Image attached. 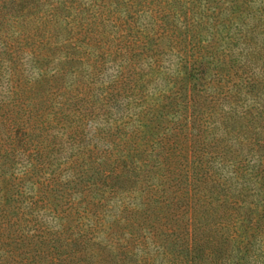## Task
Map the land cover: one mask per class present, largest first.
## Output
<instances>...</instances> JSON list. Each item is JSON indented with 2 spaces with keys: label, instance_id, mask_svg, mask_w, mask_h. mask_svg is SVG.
Instances as JSON below:
<instances>
[{
  "label": "rangeland",
  "instance_id": "obj_1",
  "mask_svg": "<svg viewBox=\"0 0 264 264\" xmlns=\"http://www.w3.org/2000/svg\"><path fill=\"white\" fill-rule=\"evenodd\" d=\"M62 1L0 0V161L7 162L5 167L0 164V214L9 205L13 214L0 229V246L35 251L68 241L66 246L73 252L68 259L75 264H119L123 253L130 263L161 264L163 250L172 246H216L217 229L212 223L203 225L182 212L186 207L177 215L169 210L159 219L143 216L138 196L166 182L175 197H197L194 186L207 181L209 188L218 185L224 191L233 183L227 191L230 200L240 196L248 202L264 200L260 174L264 116L257 117L253 103L243 96L233 103L226 99L225 104H216L218 111L227 112L222 118L214 116L215 107L208 102L185 105L180 89L186 85L181 82L186 74L182 53L166 36L157 35L152 44L141 39L145 34L139 27L150 18L148 8H137L135 30L123 35L117 0H78L67 10L61 8ZM260 5L261 0L252 2V19L261 14ZM245 22L251 26L249 19ZM233 23L237 30L241 20ZM242 26L244 39L249 26ZM217 39L210 52H227L230 57L215 72L237 73V80L244 70L256 78L255 83L264 79L262 34L250 47L241 40L229 42L226 30H219ZM194 45L185 50L196 54ZM247 54L252 63L245 62ZM79 73L87 89L76 96L67 91L66 83ZM242 81L237 80L236 87ZM260 93L264 104V87ZM247 117L255 123L242 126ZM80 123L85 129L81 140L75 141L73 131ZM148 127L163 130L167 147L171 151L174 147L183 158L178 155L158 164L153 156L158 146H148L156 131ZM43 137L50 144L46 157L39 151ZM136 143L141 144L138 153ZM134 155L141 161L137 168L127 164ZM70 156L79 162L75 179L80 183L73 195L76 212L68 220L45 207L28 214V202L38 200V206H44L38 180L55 176L60 191L70 192L76 181ZM121 168L130 182L123 188ZM258 177L262 186L256 183ZM4 225L0 217V227ZM223 238L224 246H230L228 235ZM258 238L264 240V234Z\"/></svg>",
  "mask_w": 264,
  "mask_h": 264
},
{
  "label": "trees",
  "instance_id": "obj_2",
  "mask_svg": "<svg viewBox=\"0 0 264 264\" xmlns=\"http://www.w3.org/2000/svg\"><path fill=\"white\" fill-rule=\"evenodd\" d=\"M77 1L63 0L61 8L65 10L70 9ZM253 1L117 0V20L121 21L120 31L124 35V32L127 30L133 31L136 28L134 18L137 8L149 9L150 18L148 22H145L143 28L139 27L141 34H145L141 39L145 44H152L157 41V38H155L157 35L166 36L169 40L168 42L175 48L177 47L176 50L182 53L181 60L186 68V74H183L181 82L186 83V85L180 89L182 90L181 94L184 95L183 103L185 105H191V102L194 100V102L202 104L208 102L209 105L212 104L215 107L214 116L222 118L227 112L218 111L216 104H225L226 99H228L229 103H233V101L239 100L243 96L249 103H253L252 107L256 108V111H253V113L258 117V115L264 116V104L260 103L263 99H259L262 96L260 91H263L264 79L262 81L258 80L255 83L252 80L256 78L247 76L243 70L240 75H237V80H243L242 84L236 87L237 80H235V75L237 73L229 75L225 72L219 73L220 70H217V72L214 70L216 67L222 69L225 65L221 64L225 63V60L230 57V54L227 52H221V54L210 52L213 50L212 45L217 44L219 30H226L230 37L229 42L235 41V43H239L241 40V42H244L249 47L252 45L258 33L264 37V0H261V14L256 13L252 19L249 10L252 9L251 4ZM237 19L241 20V25L235 30L233 22ZM248 19L251 26L248 22H245ZM244 24L248 25L249 29L246 30L243 35L244 39H242V25ZM192 42H195L196 54L189 53L185 50ZM227 48H229L228 45ZM123 49L128 52L127 47ZM134 58L131 55L129 60H133ZM203 59L206 61H203ZM245 62L252 63V56L249 57L247 54ZM243 83H245L244 86H242ZM85 84L86 82L83 76L79 73V76L74 80L66 83V88L67 91L74 92L76 96H80L87 89ZM79 89H82L81 92ZM36 95L38 96V93ZM45 101L48 102V99ZM246 112H249V110L247 109ZM235 115H231V119H227L231 121ZM249 123L255 122H252L247 117L242 126H248ZM263 124L264 118H262ZM148 128L150 131H156L155 140L151 141L148 146L155 144L158 146L157 151L153 154L158 164L160 162L172 161L178 155L183 158L181 153L176 154L174 147V151H171L167 147L169 144L165 140V132L163 130L160 128L157 129L156 127ZM84 129L85 127L83 128L82 123H80L78 130L73 131L75 141L81 140L80 138ZM46 131L47 128L44 127L43 133ZM133 139H135L134 136ZM49 146V143L45 144L43 137L39 147L42 157L47 156L44 152ZM140 146L141 144H134V149L137 153L139 152ZM142 155L143 153L139 156L142 158ZM70 158L71 176L75 179L78 175L75 169L79 165V162L77 158H73L72 156ZM120 158L123 157L121 156ZM130 159L127 162L128 165H131L130 167L135 166L137 168V165H141V161L135 159V155ZM118 162L119 160H117V164ZM5 163L7 162L0 161L2 167H5ZM117 168L120 169L118 166ZM121 169L122 172L119 180L122 176L120 187L123 188L126 183L130 182H128V178L123 177L127 171L123 168ZM201 171L204 174V178L208 177L207 172ZM260 174L264 177V165L262 166ZM36 177L40 179L38 173ZM258 179L256 183L262 186L260 177ZM75 180L74 185H72L68 193L60 191L55 176L38 180V195H40L42 205L44 206H38V200H32L26 204L28 208L27 213H31L32 215L35 210H40L41 207H45L47 210L54 212L57 218L68 220L76 212L75 209L78 205L73 202V195L80 181ZM215 186L216 188L213 190L208 187V182L204 181L200 184L201 188L198 185L194 186V189L196 188L199 192L197 197H191L189 195L181 198L179 195L177 196L178 199L174 196V192L171 191L168 183L159 182L155 185V189L139 194L137 201L143 209V216L155 215L159 219L165 212L168 213L169 210H171V215H177L180 214L179 212L182 207H186L182 212L189 213L195 219L198 218L205 226L212 223L217 229L216 246H180L179 248H177L178 246H172L173 249L163 250L162 259L164 262L161 264H264V240L261 239L259 241L258 238L260 236L263 237L264 234V224L259 226L262 219H264V200L261 199L258 202L260 204L253 201L248 202L244 196L230 200L227 191L233 186V183H228L226 191L224 189L218 190V185ZM224 196L228 200L222 199ZM62 203H64V213L61 208ZM24 208L25 206H22V209ZM10 211L11 206L9 205L4 208V213L0 214L5 224L0 229L4 230L5 226H7V218L13 215L9 213ZM230 217L232 218L230 219ZM59 228L64 232V224H60ZM226 234L228 235L230 246H224L225 240L223 237ZM68 243L70 242H61V246H57L56 248L49 246L47 248H39L35 251L23 246L19 252L12 247L6 249L0 246V264H75L71 263V260L68 259L69 256L73 255L72 250L66 246ZM156 257L158 255L155 256L154 261ZM129 260L128 255L123 253L120 257L119 264H144V262L142 263L139 260L130 263ZM76 264L85 263L83 261L82 263Z\"/></svg>",
  "mask_w": 264,
  "mask_h": 264
}]
</instances>
